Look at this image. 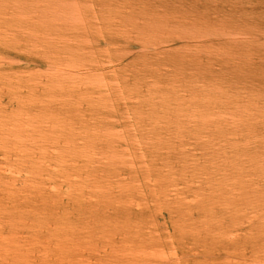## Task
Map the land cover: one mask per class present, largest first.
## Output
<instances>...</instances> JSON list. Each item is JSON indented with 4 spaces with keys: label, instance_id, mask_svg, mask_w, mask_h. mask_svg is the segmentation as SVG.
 <instances>
[{
    "label": "rangeland",
    "instance_id": "1",
    "mask_svg": "<svg viewBox=\"0 0 264 264\" xmlns=\"http://www.w3.org/2000/svg\"><path fill=\"white\" fill-rule=\"evenodd\" d=\"M0 264H264V0H0Z\"/></svg>",
    "mask_w": 264,
    "mask_h": 264
},
{
    "label": "bare ground",
    "instance_id": "2",
    "mask_svg": "<svg viewBox=\"0 0 264 264\" xmlns=\"http://www.w3.org/2000/svg\"><path fill=\"white\" fill-rule=\"evenodd\" d=\"M103 1V0H102ZM106 1V0H105ZM129 1V0H128ZM165 1H167V0H165ZM188 1V0H187ZM138 3L140 2V1H137ZM179 2V1H178ZM182 2H183V0H182ZM186 2V1H185ZM96 3V2H95ZM98 3H100V1L98 2ZM141 3V2H140ZM158 3H160V4H158ZM158 3H156V2H153V6L152 7H150V12L149 11H146V10H143V8H140L139 10H143V11H139V12H137V13H135L134 15H133V17H132V19H128V18H123V17H121V19L118 21L119 22V24L121 25V24H123V23H126V22H128V20L129 21H131V26H130V30H129V32L131 33V34H136V36L135 37H131V36H129L128 34V31H127V33L126 34H123V35H125V36H123L124 37V41L126 42V46H128V48L130 49V50H137V49H140L141 51H143V50H145V51H150V50H153V51H155V49H157L158 47H160L162 44H169L170 42H171V40H175V39H179V38H177L178 36L177 35H174V36H177L176 38L174 37V36H172V37H174V39H171V40H168V36L167 35H170V32H171V30H170V28L172 29L175 25H178L179 23L176 21V20H174L173 18H176L174 15V17L171 15L170 17H173V18H170V17H168L166 14H165V10L167 9H165L164 7V5L167 3V6H169L168 5V2H166V3H164V2H162L161 3V1L159 2L158 1ZM189 3V2H188ZM193 3V2H192ZM143 4H145V2L143 3ZM147 4V3H146ZM174 4V3H173ZM184 4V3H183ZM190 4V3H189ZM194 4V3H193ZM192 4V5H193ZM197 4V3H196ZM206 4V3H205ZM218 4V3H217ZM103 5V4H102ZM110 5V4H109ZM138 5V4H137ZM136 5V6H137ZM175 5H177V4H175ZM181 5V4H180ZM185 5H186V3H185ZM216 5V4H215ZM143 6V5H142ZM145 6V5H144ZM184 5H182V7H183ZM195 6V5H194ZM99 7H100V5H99ZM103 7V6H102ZM108 7V6H107ZM110 7V6H109ZM181 7V6H180ZM188 7V6H187ZM212 7V6H211ZM160 8H162V9H160ZM186 8V7H185ZM224 8V7H223ZM164 9V10H163ZM174 9V8H173ZM172 9V10H173ZM193 9H195V8H193ZM222 9V8H221ZM196 10V9H195ZM70 11V10H69ZM183 12H184V10H182ZM197 12H198V10H196ZM70 12H73V11H70ZM70 12H68V13H70ZM136 12V11H135ZM162 12V13H161ZM56 13V12H55ZM104 13V12H103ZM164 13V14H163ZM182 13V12H181ZM180 13V14H181ZM190 13V12H189ZM193 13V12H192ZM191 13V15H193ZM73 14V13H72ZM109 14V13H108ZM174 14V13H173ZM183 14V13H182ZM69 15V14H68ZM95 15V14H94ZM115 15V14H114ZM169 15V14H168ZM183 15H185V13L183 14ZM187 15V14H186ZM185 15V16H186ZM67 16V15H66ZM69 16H72V15H69ZM108 16H110V15H108ZM178 16V15H177ZM181 16V15H180ZM80 17V16H79ZM179 17V16H178ZM182 17V16H181ZM184 17V16H183ZM182 17V18H183ZM78 18V17H77ZM77 18H75V19H77ZM181 18V19H182ZM185 18V17H184ZM186 18H187V16H186ZM53 19V18H52ZM81 19V18H80ZM108 19L109 18H107V21H108ZM135 19V20H134ZM196 19V18H195ZM78 20V19H77ZM83 20V19H82ZM90 20V19H89ZM96 20V19H95ZM112 20H113V18H112ZM133 20V21H132ZM193 20V19H192ZM115 21V20H114ZM142 21V22H141ZM76 22V21H75ZM74 22V23H75ZM83 22V21H82ZM87 22V21H86ZM69 23V22H68ZM67 23V24H68ZM72 23V22H71ZM108 23V22H107ZM113 23V22H112ZM184 23V22H183ZM86 24V23H85ZM84 24V25H85ZM119 24H117V25H119ZM129 24V23H128ZM196 24V23H195ZM96 25H97V23H96ZM112 24H110V25H107V27L108 26H110V27H112V26H114V25H112ZM117 25L115 24V27H117ZM183 25V24H182ZM181 25V26H182ZM77 26V25H76ZM94 26V25H93ZM99 26V25H98ZM187 26H188V24H187ZM79 27V26H78ZM90 27H91V25H90ZM97 26H95L94 28H96ZM106 27V28H107ZM176 27V26H175ZM178 27H179V25H178ZM184 26H182V28H183ZM84 28V27H83ZM98 28V27H97ZM185 28H186V25H185ZM98 30V29H97ZM109 30V29H108ZM173 30H175L174 28H173ZM172 30V31H173ZM99 31V30H98ZM176 31V30H175ZM84 32H85V30H84ZM174 32V31H173ZM184 32H185V30H184ZM90 33V32H89ZM91 34V33H90ZM99 34V33H98ZM162 36H164L165 38H166V40L164 41V42H161V40H162ZM170 36V37H171ZM84 37V36H83ZM163 37V38H164ZM171 37V38H172ZM100 38V37H99ZM108 38H109V36H108ZM181 38V37H180ZM103 39V38H102ZM113 39V38H112ZM170 39V38H169ZM182 39V38H181ZM63 40V39H62ZM61 40V41H62ZM98 40V39H97ZM114 40H116V39H114ZM164 40V39H163ZM185 40V39H184ZM111 40H100L99 39V41H97V44L99 45V46H102V45H109V44H111V42H110ZM189 41V40H188ZM187 41V42H188ZM68 42V41H67ZM84 42V41H83ZM115 42V41H114ZM121 42H123V41H121ZM176 42V41H175ZM57 43V42H56ZM55 43V44H56ZM64 44H65V42H63ZM90 43V42H89ZM58 44V43H57ZM56 44V45H57ZM96 44V45H97ZM115 44H116V42H115ZM172 44V43H171ZM174 44V43H173ZM59 45V44H58ZM61 45V44H60ZM65 45H67V44H65ZM65 45H62V46H65ZM75 45V44H74ZM170 45V44H169ZM73 46V45H72ZM76 46H78V45H76ZM111 46H112V44H111ZM165 46V45H164ZM68 47H69V45H68ZM58 48V47H57ZM71 48V47H70ZM80 48V47H79ZM86 48V47H85ZM85 48H83V49H85ZM87 49V48H86ZM75 50V49H74ZM170 51H172V50H170ZM144 52V51H143ZM184 53V52H183ZM182 53V54H183ZM188 54V53H187ZM189 55V54H188ZM194 55V54H193ZM196 55V54H195ZM160 56H162V55H160ZM157 57V56H156ZM181 57V56H180ZM187 57V56H186ZM158 60V59H157ZM169 62V61H168ZM109 63V62H108ZM104 65H106V64H104ZM164 65V64H163ZM166 65V64H165ZM103 66V65H102ZM171 66V65H170ZM199 67V66H198ZM112 69V68H111ZM158 69V68H157ZM79 70V69H78ZM81 70V69H80ZM156 70V69H155ZM174 70V69H173ZM102 71V70H101ZM110 71V70H109ZM113 71V70H112ZM164 72V71H163ZM174 72V71H173ZM101 73H103V72H101ZM168 73V72H167ZM108 74H109V72H108ZM114 75V74H113ZM165 75V74H164ZM107 76V75H106ZM180 77V76H179ZM176 78V77H175ZM125 79V78H124ZM172 79V78H171ZM179 82V81H178ZM157 83V82H156ZM180 83V82H179ZM114 84H115V82H114ZM115 86H117V85H115ZM152 86H156V85H152ZM118 87V86H117ZM140 87H141V85H140ZM116 88V87H115ZM119 88V87H118ZM171 88V87H170ZM180 89V88H179ZM198 89V88H197ZM129 90H130V88H129ZM146 90V89H145ZM158 90V89H157ZM168 90V89H167ZM175 91V90H174ZM202 92V91H201ZM143 93V92H142ZM160 94V93H159ZM199 95V94H198ZM124 97V96H123ZM142 99V98H141ZM183 100V99H182ZM194 100V99H193ZM115 101V100H114ZM177 101V100H176ZM202 102V101H201ZM116 105H117V103H115ZM119 104V103H118ZM157 104V103H156ZM188 105V104H187ZM119 106V105H118ZM117 106V107H118ZM134 106V105H133ZM139 106V105H138ZM174 108V107H173ZM150 109V108H149ZM126 110V109H125ZM191 111V110H190ZM115 112V111H114ZM143 115V114H142ZM145 115V114H144ZM171 115V114H170ZM168 117V116H167ZM184 118V117H183ZM176 119H177V116H176ZM126 120V119H125ZM163 120V119H162ZM163 122V121H162ZM161 122V123H162ZM177 122V121H176ZM187 124V123H186ZM129 125V124H128ZM131 126V125H130ZM171 126V125H170ZM112 136V135H111ZM114 136V135H113Z\"/></svg>",
    "mask_w": 264,
    "mask_h": 264
}]
</instances>
